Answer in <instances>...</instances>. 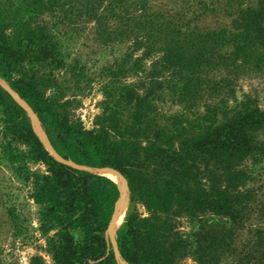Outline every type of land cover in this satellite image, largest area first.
<instances>
[{"label":"trees","instance_id":"1","mask_svg":"<svg viewBox=\"0 0 264 264\" xmlns=\"http://www.w3.org/2000/svg\"><path fill=\"white\" fill-rule=\"evenodd\" d=\"M52 9L94 22L105 42L133 41L138 48L147 44L148 52L163 53L165 68L188 71L187 81L193 82L201 79L197 70L223 58L225 50L234 62L264 67V0L241 11L232 26L219 29L192 27L179 15L159 9L156 0H0V77L38 116L56 153L82 167L62 162L48 150L26 109L0 82L4 133L26 147L28 161L47 167L46 173L28 169L27 178L39 207L38 232L54 264H118L107 233L121 191L96 171L104 168L118 171L129 185L131 211L117 238L127 264H180L189 254L207 264L206 252L225 254L231 233L209 232L192 242L177 230L171 214L212 212L235 224L242 221L244 201L250 197L238 190L246 174L237 167L259 151L256 133L264 128V109L245 107L223 121L214 118L196 133H184L153 125L155 107L148 95L122 86L117 106L101 119L100 129H86L70 120L69 102L47 96L53 74L44 73L46 69L65 68L78 77L79 67L65 62L45 27L32 26L29 15ZM130 56L118 71L129 70ZM28 63L42 64L41 76L37 70L27 71ZM139 203L148 217L136 211ZM15 211L9 207L16 225L21 219Z\"/></svg>","mask_w":264,"mask_h":264},{"label":"rangeland","instance_id":"2","mask_svg":"<svg viewBox=\"0 0 264 264\" xmlns=\"http://www.w3.org/2000/svg\"><path fill=\"white\" fill-rule=\"evenodd\" d=\"M258 2L156 0V5L166 13L179 15L180 19H185L192 27L219 29L232 26L241 11L257 7ZM28 17L33 27L46 28L58 43L66 63L79 65L76 70L78 77L65 68L54 66H50L44 73L53 74V86L47 89V96H58L63 103L69 102L67 111L70 120L81 123L86 129H100L101 119L117 106L122 86L134 88L139 95H148L155 107L151 112L153 125H162L176 131L185 129L184 133H196L203 124L211 123L214 118L223 121L244 111L245 107L264 109V67L257 69L255 66L234 62L228 50L223 51V58H213L211 65L201 71L197 70L196 75L200 74L201 79L189 82L188 71L163 66L162 52L156 50L150 53L147 44L138 48L133 41L123 44L105 42L101 40L94 22L80 19L75 13L52 9ZM127 54H131V63L127 66L129 70L120 72L118 65L125 63ZM138 60L141 61L137 66L134 62ZM25 67L27 71H39L40 76L43 73L42 64L28 63ZM0 82L13 91L1 77ZM26 111L36 134L45 141L38 116L33 112L34 120L32 110ZM256 140L259 151L237 167V170L246 174L245 182L238 190L244 193V197H250L244 201L247 204L240 223L235 224L229 218L212 212L196 217H189L185 213L171 214L177 230L192 242L209 232L214 235L232 234V238H229L230 249L227 248L225 254L221 255L206 252L204 263L264 264V128L256 133ZM24 151L26 147L12 141L0 125V259L4 264H54L47 252L46 239L38 232L39 207L30 196L32 184L27 178L28 169L31 172L46 173L47 167L42 163L28 161L23 156ZM111 175L107 177L112 179ZM208 176L206 172V184ZM128 194L129 205L124 221L120 226L117 225L114 237L110 230L107 233L114 252L116 248L112 240L115 239L118 248L117 238L131 211L130 190ZM9 207H14L16 215L20 216L21 220L16 225L9 215ZM136 211L142 217L149 216L145 206L140 203ZM202 263L193 254L180 262Z\"/></svg>","mask_w":264,"mask_h":264},{"label":"water","instance_id":"3","mask_svg":"<svg viewBox=\"0 0 264 264\" xmlns=\"http://www.w3.org/2000/svg\"><path fill=\"white\" fill-rule=\"evenodd\" d=\"M9 90V89H8ZM15 97H16V99L17 100H19V102L21 103V105H23V106H25V108L26 109H31L25 102H23L13 91H11V90H9ZM32 110V109H31ZM32 113H33V110L31 111ZM33 119L35 120V118H34V113H33ZM38 124H39V127L41 128V131H42V125H41V123L40 122H38ZM43 132V136H44V139H45V141H43V143L46 145V147L48 148V150L50 151V152H52V154L58 159V160H60V161H62V162H65V163H67V164H69V165H73V166H75V167H77V168H82V167H78V166H76L74 163H72V162H66L65 160H63L57 153H56V151L53 149V147H52V145H51V143H50V141H49V139H48V136L46 135V133L44 132V131H42ZM84 169H87V170H91V171H95V170H92V169H89V168H84ZM99 174H101V175H105V176H108V173H115V174H117V175H119L122 179H123V181L125 182V189H120V191H121V197H120V200H119V202H118V204H117V208H116V212H115V215H114V218H113V221H112V223H111V225H110V228H109V230L111 231V234H112V236L114 237V234H115V231H116V227H117V223H118V220H119V217H120V215L122 214V212H123V208H124V205H125V202H126V200L128 199V193H129V185H128V183H127V181H126V179L118 172V171H116V170H114V169H110V168H104V169H99V170H96ZM113 241V244H114V247L116 248V252H115V254H116V259H117V261H118V263L119 264H127L123 259H122V257H121V254H120V251H119V249L117 248V246H116V241H115V239H113L112 240Z\"/></svg>","mask_w":264,"mask_h":264},{"label":"bare ground","instance_id":"4","mask_svg":"<svg viewBox=\"0 0 264 264\" xmlns=\"http://www.w3.org/2000/svg\"><path fill=\"white\" fill-rule=\"evenodd\" d=\"M108 175H111L113 181L118 185V187L120 189H125V182L123 181V179L119 175H117L115 173H108ZM128 205H129V201L127 199L125 202L124 208H123V212L119 217V220H118L119 223H117L118 226H120L125 219V214H126V210L128 209Z\"/></svg>","mask_w":264,"mask_h":264}]
</instances>
